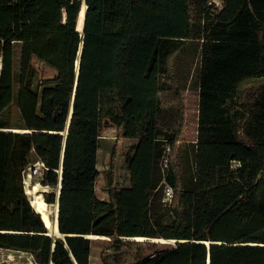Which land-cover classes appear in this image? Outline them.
<instances>
[{
    "label": "trees",
    "instance_id": "trees-1",
    "mask_svg": "<svg viewBox=\"0 0 264 264\" xmlns=\"http://www.w3.org/2000/svg\"><path fill=\"white\" fill-rule=\"evenodd\" d=\"M190 41L200 46L191 141L174 66ZM34 58L55 73L36 80ZM0 66L1 248L90 264L102 239L104 263L137 245L128 264H264V0H0ZM169 86L181 118L161 125ZM105 91L118 134L137 143L127 187L115 183L114 146L101 199ZM37 164L60 235L26 192Z\"/></svg>",
    "mask_w": 264,
    "mask_h": 264
},
{
    "label": "rangeland",
    "instance_id": "rangeland-1",
    "mask_svg": "<svg viewBox=\"0 0 264 264\" xmlns=\"http://www.w3.org/2000/svg\"><path fill=\"white\" fill-rule=\"evenodd\" d=\"M19 50V49H18ZM19 52H17V63L19 64ZM200 59V46L197 41H190L183 50L178 53L174 60L175 74L178 84L181 87V94L183 96V103L186 107L184 137L187 140H194L197 136V117L199 107V89L197 83V70ZM33 64L37 68L36 80L46 77H51L55 70L50 66L40 62L36 58L33 59ZM17 70L19 67L17 66ZM19 72V71H17ZM18 76V73L17 75ZM18 79V77H17ZM18 81V80H17ZM16 81V89H18V82ZM108 92L103 93L102 111L104 118L108 120V125L104 127L101 134V146L98 155V168L100 175L97 180V195L101 199H108V169L110 168V158L114 150V146L118 145L114 160V176L117 187H127L130 185V173L126 162V153L130 147L137 143V139L122 137L118 134L117 123L119 115L116 108L108 101ZM164 112L160 117V123L171 124L180 121L181 104L176 97V93L172 86H169L164 92ZM15 120L18 119L15 114ZM36 165L34 169L28 168L25 174V188L31 192H26L31 198L35 199L36 193L43 196V191L49 188L42 186L39 183L41 172ZM37 188L34 189V185ZM33 204V203H32ZM35 207V206H34ZM55 210L54 204H47L46 211L52 216ZM50 231V230H49ZM52 232V231H51ZM133 239V238H131ZM144 241L147 239H133ZM167 242H159V245L165 246ZM104 245L102 239H95L91 246L90 264H128L140 256L137 245L126 247L122 251H110L107 263H104L100 258V251ZM14 253L17 257V251L0 247V264L7 258L8 254ZM18 259V257L16 258Z\"/></svg>",
    "mask_w": 264,
    "mask_h": 264
},
{
    "label": "bare ground",
    "instance_id": "bare-ground-1",
    "mask_svg": "<svg viewBox=\"0 0 264 264\" xmlns=\"http://www.w3.org/2000/svg\"><path fill=\"white\" fill-rule=\"evenodd\" d=\"M86 10H87V5L85 3H83V5H82V7L80 9V12H79V16H78L77 27H78L79 30H82L83 23H84V20H85ZM36 188H37V185L35 184L34 185V189H36ZM27 191L31 192L29 189H27ZM32 202L35 205L36 209L41 212V214H42L47 226L49 227L50 231L48 232V234H58V235H60V233L58 231V222H57V213H58L57 203H55V210H54L53 215L51 216L46 211L47 203L45 202V199L43 198V196L40 193H36L35 199L32 200ZM85 236L91 237L93 235L90 234V235H85Z\"/></svg>",
    "mask_w": 264,
    "mask_h": 264
},
{
    "label": "built area",
    "instance_id": "built-area-1",
    "mask_svg": "<svg viewBox=\"0 0 264 264\" xmlns=\"http://www.w3.org/2000/svg\"><path fill=\"white\" fill-rule=\"evenodd\" d=\"M165 164H167V160H165ZM172 195H173L172 187L167 184L165 188V199L170 200L172 198ZM12 250L17 251L18 259H16L17 258L16 254L10 253L8 254L7 258L3 260L2 264H38L33 252L26 250H16V249H12Z\"/></svg>",
    "mask_w": 264,
    "mask_h": 264
},
{
    "label": "water",
    "instance_id": "water-1",
    "mask_svg": "<svg viewBox=\"0 0 264 264\" xmlns=\"http://www.w3.org/2000/svg\"><path fill=\"white\" fill-rule=\"evenodd\" d=\"M80 12V11H79ZM79 16V15H78ZM85 17H86V14H85ZM84 22H85V20H84ZM84 28V23H83V27H82V29ZM79 63V62H78ZM58 193H60V187H59V189H58ZM57 207H58V201H57ZM57 222H58V213H57ZM48 227V226H47ZM49 228V227H48ZM58 231H59V229H58Z\"/></svg>",
    "mask_w": 264,
    "mask_h": 264
}]
</instances>
